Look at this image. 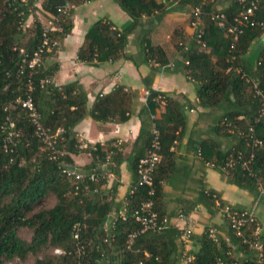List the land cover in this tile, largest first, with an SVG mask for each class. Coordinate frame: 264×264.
Instances as JSON below:
<instances>
[{
    "label": "trees",
    "instance_id": "16d2710c",
    "mask_svg": "<svg viewBox=\"0 0 264 264\" xmlns=\"http://www.w3.org/2000/svg\"><path fill=\"white\" fill-rule=\"evenodd\" d=\"M68 1L72 5V2L79 4L86 0ZM113 1L129 16L131 23L125 29H118L108 20L94 22L86 30L83 44L77 51L78 62L95 66L124 59L137 65L125 53L128 37L140 26L143 17H152L159 22L167 5L157 0ZM165 1L190 6L191 11L194 8L201 11L198 32L202 34L205 47L196 43L197 32L189 45L177 44L185 75L196 87L199 106L211 110L223 104H234L215 126L217 134L235 140L233 146L223 150L213 140H203L200 145L203 161L220 169L229 183L255 197H264V114H261L264 106L254 93L256 85L264 95V44L256 51L254 59H251V53L247 55L252 44L264 35V2L251 19L253 23L242 28L234 42L227 29L233 26V19L243 6L239 0H234L227 10L217 7L218 0ZM36 2H41V11L46 14H57L59 0H28L26 3L0 0V264L15 258L25 260L29 256L34 257L33 264H177L178 247L170 230L145 231L131 246L127 245L129 234L141 228L132 212L149 199L146 187L133 190L137 163L145 155L132 163L136 181L125 198V218L117 215L108 223L116 183L105 192L102 186L106 180L85 179L76 183L63 174V164H73L70 154L79 152L75 125L87 115L98 122H124L130 111V94L117 88L97 97L88 110L86 94L77 82L61 86L53 82L58 70L54 58L73 27L72 9L67 15L60 16V31L48 33L58 46L45 48L37 64L30 67L44 33V26L34 14L37 10L32 8ZM218 12L225 16L222 27L211 19L212 14ZM30 17L33 21L26 27ZM232 43L234 48H231ZM135 46L142 63L159 66L169 63L164 49L151 43L149 31L137 37ZM48 59L53 60L48 64ZM144 82L148 92L144 111L152 125L147 150L153 138V127L160 143L161 160L153 173L154 195L151 199L161 221L165 215L157 210L156 202L161 195V182L171 171L170 146L179 138L186 119L183 106L177 100L151 89L148 81ZM28 98L32 110L22 106ZM158 110L162 111L160 117H155ZM34 119L50 135L62 130L55 138L54 148L64 152L63 155L52 158L51 149L37 136ZM255 140L260 144L253 146ZM43 147L47 149L42 151ZM81 151L91 157V163L81 171L89 172L106 163L104 173L118 176L121 160L116 159L117 153L108 158L99 144ZM238 153L241 161L233 168H227L226 163L231 157L235 160ZM111 159L115 160V165L108 164ZM242 162L247 164L242 167ZM97 173L101 174L99 168ZM51 195L56 200L54 205L42 207V201ZM215 201L220 207L224 206L216 194L204 195L206 205L212 206ZM256 223L257 220L244 230L246 239H253L251 232ZM22 228L31 232L30 240L18 235ZM228 229L232 245L247 255L238 260L239 264H264V257L258 262L254 252L241 243V238L235 236L229 226ZM189 239L194 240L198 248L186 254L190 261L184 264H216L219 259L230 258L231 245L224 240L213 242L207 230L201 236L194 238L191 235ZM50 249L58 250L59 255L51 254Z\"/></svg>",
    "mask_w": 264,
    "mask_h": 264
},
{
    "label": "crops",
    "instance_id": "0c3cea01",
    "mask_svg": "<svg viewBox=\"0 0 264 264\" xmlns=\"http://www.w3.org/2000/svg\"><path fill=\"white\" fill-rule=\"evenodd\" d=\"M234 0H218L217 7L227 10ZM165 12L157 22L154 18L143 17L140 26L128 37L125 53L137 63L118 59L106 61L98 65H86L76 60L78 49L82 46L86 30L98 20H108L118 29H125L131 19L113 0H86L83 3H73L72 23L70 33L63 39L61 48L54 60L58 70L53 82L56 85H65L77 82L87 98V109L90 110L97 97L110 94L123 88L130 94L129 113L124 122H98L90 116H85L75 127V138L80 143L79 152L70 154L73 164L80 170L91 163V157L86 151H81L88 146L99 144L109 156L120 159L117 177L110 175L106 184L102 186L105 192L114 184L112 191V211L107 223L112 221L125 208L126 195L129 193L136 175L133 172V160L144 156L147 150L148 139L151 132L150 117L145 109L147 88L162 92L170 98L177 100L183 106L186 119L184 129L179 133V138L170 146L172 152L171 171L161 182V195L156 202V208L165 215L166 223L163 229L170 230V236L178 247L176 256L180 264L182 256L197 250L194 240L189 239L186 244L180 240L181 229L191 226L192 236L197 238L208 228H214L219 240L226 241L232 248V257L235 260L246 258L236 246L232 245L231 234L226 221L222 217L223 207L233 208L238 211L252 212L254 207L264 197H255L251 192L229 183L223 172L203 161L200 155V145L203 140H213L217 145L227 150L233 146L231 136H221L216 133L215 126L222 118L225 111L234 104H223L220 107L208 110L199 106L196 87L185 75L182 53L177 48L178 43L189 45L193 42L194 31L189 26L191 7L177 2L166 3ZM41 3V2H39ZM149 31L152 44L161 46L169 60L166 66L157 64L147 65L142 63L135 46V41L143 32ZM256 51L264 44V35L252 45ZM252 47V46H251ZM251 53V52H250ZM247 53V54H250ZM252 55V53H251ZM53 59H48L47 63ZM247 65V62L244 64ZM158 110L155 117H160ZM110 165H115L112 161ZM105 164L92 169L104 173ZM91 170V171H92ZM216 194L224 206L220 207L215 201L212 206L204 203V195ZM264 193V192H263ZM262 195V192H260ZM182 215L185 220H180ZM261 228V227H260Z\"/></svg>",
    "mask_w": 264,
    "mask_h": 264
},
{
    "label": "built area",
    "instance_id": "2783aa9c",
    "mask_svg": "<svg viewBox=\"0 0 264 264\" xmlns=\"http://www.w3.org/2000/svg\"><path fill=\"white\" fill-rule=\"evenodd\" d=\"M27 1L28 0H20V2L22 3H26ZM239 1L242 3L243 6L241 7L238 15L233 19V23H234L233 26H230L227 29L228 34L232 36V40L234 42L241 34L242 28H244L246 25L250 23H253V21L251 22V19L253 18L256 11H258L260 3L264 2V0H239ZM32 8L34 10L35 9L40 10V13L38 11H34V14L36 15L37 19L41 22V24L44 26V33H43L42 44L35 53V57L30 63V67L37 64V62L40 60V55L45 48L58 46L57 41L52 40L49 37L48 33L54 31H60V27H58L60 16L67 15L70 12V10L73 8V6L69 3L68 0H59L58 5L56 6V11H57L56 15H48L45 12L41 11L39 2L34 3ZM200 12L201 11L199 8H194L191 11L190 27L193 29L194 32H197L196 43L201 45L202 47H205V44L202 41V34L201 32H198V26L201 20ZM211 19L215 21V23L219 27H222L225 24V16L223 13L220 12L213 13ZM28 20L29 21L25 23L26 27H28L32 23L33 17H30ZM231 48H234V43L231 44ZM254 93L261 99L264 106V95L260 90L256 88V85H254ZM146 95H148V92H146ZM22 106L28 108L29 110H32L31 99L28 98L22 104ZM261 114H264V110H262ZM31 115L32 117L35 116L34 113H32ZM34 124L36 125L37 136L41 139V141H43L46 144L48 148L51 149L52 158H55L56 155H63L64 152H59L54 148L55 138L62 133V130L59 129L56 131L54 135H50L47 131L43 130L39 126V124L36 122L35 119H34ZM249 131H251V129H249ZM152 135L153 138L151 140L149 149L147 150L145 156L140 158L137 163V181L135 184L136 186L133 188L134 190L136 187H146L148 189L147 194L149 196V199L141 203L140 206L136 210H134V212H132V217L136 222L140 224L141 228L140 230L129 234L127 238L128 246H131L134 239L141 233L148 230L160 231L164 228L166 223L165 218L159 221L158 214L154 210L153 200L151 199V197L154 195L153 173L161 160V155L159 153L160 143L158 140V132L154 127L152 128ZM258 144L260 143L257 140L253 142V146H256ZM250 157L252 158V155H250ZM239 161H241L240 153H238V156L235 160L234 158L231 157V159L226 163V167L233 168L236 164L239 163ZM240 164L243 167L247 164V162H242ZM62 172L67 177L72 178L76 183L82 182L85 179L93 182H98L101 180L107 181L110 178L109 174H105V173L98 174L95 170L89 172H83L74 164H63ZM124 210L119 214V216L122 218H125L123 214ZM221 213L223 219L226 221L227 225L229 226L230 230L235 234V236L241 238V243L247 245L249 249L252 252H254L255 258L258 260V262H262L264 257L263 256L264 237L262 235L263 231L260 228L259 224L256 223L255 228L251 232L253 239L248 240L244 235V230L250 224H254L256 222V218L254 214L249 211H238L229 207H223L221 209ZM178 218L180 220H185V218L182 215H179ZM207 232L209 238L213 242L218 241L217 233L214 228L212 227L208 228ZM191 235H192L191 226L187 225L186 227L181 229V235H180L181 242L183 244H186ZM55 251L56 253L59 252L58 250ZM228 256H230L228 260L223 261L222 259H219L216 261V264H239V262L232 257L231 252H228ZM188 261H190V257L186 256L185 254L184 256H182L180 264H184L185 262Z\"/></svg>",
    "mask_w": 264,
    "mask_h": 264
},
{
    "label": "rangeland",
    "instance_id": "374dc122",
    "mask_svg": "<svg viewBox=\"0 0 264 264\" xmlns=\"http://www.w3.org/2000/svg\"><path fill=\"white\" fill-rule=\"evenodd\" d=\"M37 11L40 13V10L37 9ZM36 16V15H35ZM29 21V20H28ZM256 45H252L249 53L251 52V59H254V53L253 50L256 49ZM248 55V54H247ZM43 142V141H42ZM44 143V142H43ZM45 144V143H44ZM47 147H43L41 148V150H46ZM79 168V167H78ZM262 201L258 202V204L254 207V211H255V215L258 217L259 219V223H260V227L262 230H264V199H261ZM55 197L54 196H48L46 197L43 201H42V207H46V208H50L54 205L55 203ZM18 235L25 239V240H30L31 238V232L26 229V228H22L19 230ZM51 254L53 255H59L60 252L55 251V249H50L49 250ZM34 263V257L33 256H29L27 257L25 260H19L17 258L6 262L5 264H33Z\"/></svg>",
    "mask_w": 264,
    "mask_h": 264
}]
</instances>
